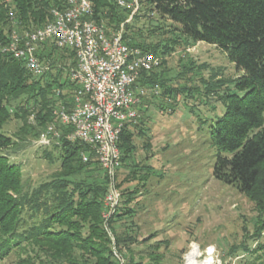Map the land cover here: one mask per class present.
<instances>
[{
  "label": "trees",
  "instance_id": "1",
  "mask_svg": "<svg viewBox=\"0 0 264 264\" xmlns=\"http://www.w3.org/2000/svg\"><path fill=\"white\" fill-rule=\"evenodd\" d=\"M90 1L92 18L105 24L108 32L123 28L125 43L163 58L160 67L141 79L151 89L158 85L159 92L144 97L140 117L127 122L120 135L118 180L125 166L130 169L128 176L148 169L147 164L131 159L136 135L147 138L145 148L149 145L143 121L148 104L154 98L176 99L181 90L169 86L165 57L181 42H204L225 52L240 71L233 84L241 94L226 91L221 95L226 109L212 124L218 149L213 174L264 205V0H138L147 14L140 8L133 13V6H123L119 0ZM66 5L67 0H0V43H8L14 29L24 32L46 25L52 20V9ZM141 17L159 24L142 27ZM158 30L180 32L184 41L174 36L159 38ZM37 55L49 66L41 76L31 73L21 59L0 52V261L15 253L11 264H120V255L124 264H142L132 256V245L138 242L133 225H128L135 213L132 196L125 197L124 191L115 213L104 217L109 177L93 147L66 138L73 128L62 124L56 113L62 107L73 110L74 94L80 88L70 77L77 65L75 51L49 42L42 44ZM213 76L218 83L207 85V91L224 84ZM13 119L21 124L8 135L4 129ZM50 124L61 131V137L43 155L50 162L58 159L59 167L49 179L34 185L10 157L30 146L31 139ZM117 186L121 187L119 182ZM149 256L147 264H161L158 249L151 248Z\"/></svg>",
  "mask_w": 264,
  "mask_h": 264
},
{
  "label": "rangeland",
  "instance_id": "2",
  "mask_svg": "<svg viewBox=\"0 0 264 264\" xmlns=\"http://www.w3.org/2000/svg\"><path fill=\"white\" fill-rule=\"evenodd\" d=\"M137 4L141 13H148ZM151 23L141 17L139 25L150 28L159 24ZM160 33L159 38L174 36L184 41L180 32ZM165 59L169 86L181 90L176 99L154 98L143 114L149 145L145 148L147 138L136 135L131 159L147 164L148 169L128 176L130 169L125 166L119 180H113L118 204L124 191L125 197L133 198L135 213L128 225H133L138 242L132 245V256L136 262L147 264L154 248L162 257L161 264H208V260L210 264H264V205L251 193L213 174L218 149L211 134L212 124L226 109L221 95L226 91L241 94L233 84L240 71L225 52L204 42H181ZM211 75L224 83L218 90L207 91L206 86L216 82ZM20 124L17 119L11 120L4 132L12 135ZM36 141L32 138L30 146L10 157L34 185L49 179L59 167L58 159L50 162L43 155L45 148L52 147L38 146ZM111 182L109 178L103 215L110 209L106 198ZM16 255L5 256L0 264L15 262Z\"/></svg>",
  "mask_w": 264,
  "mask_h": 264
},
{
  "label": "built area",
  "instance_id": "3",
  "mask_svg": "<svg viewBox=\"0 0 264 264\" xmlns=\"http://www.w3.org/2000/svg\"><path fill=\"white\" fill-rule=\"evenodd\" d=\"M138 0H119L123 6L138 9ZM52 20L34 30H13L8 43H0V52L24 61L27 69L41 76L49 66L40 61L37 52L44 43L75 51L77 65L70 77L80 88L74 94L72 111L56 110L62 124L72 126L66 138L78 140L94 148L101 167L112 180L106 198L108 219L115 213L118 192L113 180L121 166L120 135L127 122L140 117L144 97L159 87L149 88L142 77L161 66L163 58L137 46H130L122 38L123 28L108 32L105 24L94 20L90 0H67L64 9L54 8ZM193 48H188L192 50ZM61 131L50 124L37 137L36 144L52 147L59 143ZM87 160V156H84ZM110 206V207H109ZM120 264L124 258L118 256Z\"/></svg>",
  "mask_w": 264,
  "mask_h": 264
},
{
  "label": "bare ground",
  "instance_id": "4",
  "mask_svg": "<svg viewBox=\"0 0 264 264\" xmlns=\"http://www.w3.org/2000/svg\"><path fill=\"white\" fill-rule=\"evenodd\" d=\"M207 262H208V264H210L211 261L208 260ZM189 264H196V262L195 261H191Z\"/></svg>",
  "mask_w": 264,
  "mask_h": 264
}]
</instances>
